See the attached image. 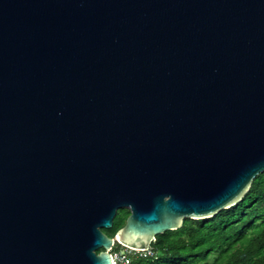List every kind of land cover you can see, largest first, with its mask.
<instances>
[{
    "label": "water",
    "instance_id": "water-1",
    "mask_svg": "<svg viewBox=\"0 0 264 264\" xmlns=\"http://www.w3.org/2000/svg\"><path fill=\"white\" fill-rule=\"evenodd\" d=\"M263 171L264 0H0V264H112Z\"/></svg>",
    "mask_w": 264,
    "mask_h": 264
},
{
    "label": "trees",
    "instance_id": "trees-1",
    "mask_svg": "<svg viewBox=\"0 0 264 264\" xmlns=\"http://www.w3.org/2000/svg\"><path fill=\"white\" fill-rule=\"evenodd\" d=\"M129 213L118 210L112 227L102 232L113 237ZM150 246L153 255L132 264H198L224 246L229 249L223 264H264V171L235 205L210 218H185L178 229L156 235Z\"/></svg>",
    "mask_w": 264,
    "mask_h": 264
},
{
    "label": "built area",
    "instance_id": "built-area-1",
    "mask_svg": "<svg viewBox=\"0 0 264 264\" xmlns=\"http://www.w3.org/2000/svg\"><path fill=\"white\" fill-rule=\"evenodd\" d=\"M112 264H132L133 258H147L153 255L151 246L146 250H137L114 242L109 250Z\"/></svg>",
    "mask_w": 264,
    "mask_h": 264
},
{
    "label": "rangeland",
    "instance_id": "rangeland-1",
    "mask_svg": "<svg viewBox=\"0 0 264 264\" xmlns=\"http://www.w3.org/2000/svg\"><path fill=\"white\" fill-rule=\"evenodd\" d=\"M123 209L129 211L127 208H123ZM228 249H229L228 246H224L221 249H217V250L211 252L204 261H201L198 264H223V262H224V258H223L224 252H225V250H228ZM138 259H141V258L140 257L139 258L138 257L137 258L134 257L133 261L138 260Z\"/></svg>",
    "mask_w": 264,
    "mask_h": 264
},
{
    "label": "bare ground",
    "instance_id": "bare-ground-1",
    "mask_svg": "<svg viewBox=\"0 0 264 264\" xmlns=\"http://www.w3.org/2000/svg\"><path fill=\"white\" fill-rule=\"evenodd\" d=\"M134 249H136V248H134ZM137 250H140V249H137Z\"/></svg>",
    "mask_w": 264,
    "mask_h": 264
}]
</instances>
